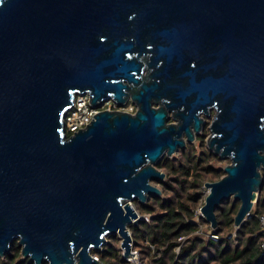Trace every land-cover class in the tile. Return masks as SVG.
<instances>
[{
	"label": "water",
	"instance_id": "obj_1",
	"mask_svg": "<svg viewBox=\"0 0 264 264\" xmlns=\"http://www.w3.org/2000/svg\"><path fill=\"white\" fill-rule=\"evenodd\" d=\"M78 94L137 110L67 136ZM213 110L231 163L201 214L218 228L233 197L239 229L264 189V0H0V257L18 240L30 263L100 264L115 235L133 256V203L162 196L158 164Z\"/></svg>",
	"mask_w": 264,
	"mask_h": 264
},
{
	"label": "trees",
	"instance_id": "obj_2",
	"mask_svg": "<svg viewBox=\"0 0 264 264\" xmlns=\"http://www.w3.org/2000/svg\"><path fill=\"white\" fill-rule=\"evenodd\" d=\"M204 155L205 159H198L192 152L177 163L167 157L163 158L158 168L166 170L167 174L172 176L170 182H160L168 197H152L146 204L135 202V207L140 213L151 217L150 221L143 219L138 225L129 226L133 237L143 240L142 243L134 241L144 263L264 264V231L259 232L262 228L261 216H264L262 198L259 199L257 216L243 224L237 231L240 236L239 243H235L234 238L227 236L219 237L218 240L212 238L202 240L192 236L200 229L199 224L192 220L196 216L199 204L198 190L206 175H215L217 172L207 164L216 155L212 152H205ZM224 203L216 211L221 226L217 230L218 236H224L227 231L232 230L234 217L240 207L239 205L234 212L238 202L234 201L233 206L229 208L225 207ZM203 220L206 222L204 218ZM109 237L111 240L101 252L93 251L100 258V264H130L124 259L122 248L118 246L117 235ZM182 237L187 239L181 242ZM150 245L155 248L154 254L161 255L160 258L152 256L153 249ZM177 248L179 252H176ZM21 249L18 240H15L6 259L0 257V264H34L30 263L29 259H19L22 255Z\"/></svg>",
	"mask_w": 264,
	"mask_h": 264
},
{
	"label": "rangeland",
	"instance_id": "obj_3",
	"mask_svg": "<svg viewBox=\"0 0 264 264\" xmlns=\"http://www.w3.org/2000/svg\"><path fill=\"white\" fill-rule=\"evenodd\" d=\"M203 118H205V128L204 130L200 133V136L203 135L204 137L203 138H200V136H198V138L193 142V143H188L187 144V147L185 149H181L179 150L177 153L173 154L172 156H166L167 158H169V160L177 163V162H180V161H183L184 160V157H186L189 153H195V155L198 157V159L200 158H204L205 159V152L208 153L210 152V150L208 149V146H207V140L210 136V129H209V126L212 122V119H213V115L211 117H208L206 115H202ZM173 118L171 117L170 119V122H173ZM204 141V142H203ZM217 157V156H216ZM212 157L209 162H207L208 165H211L213 168H215L217 170V172L215 173V175H206L205 178H203L202 180V186L200 187V189L198 190V194L200 195V198H199V204H198V208L196 209V216L192 219L194 222H196L197 224H199V231H197L196 233H194L192 236L196 237V238H202V240H208L209 238H212L211 235L214 234V235H218V229L219 227H221L220 225L218 226V228L215 229L214 232H212V227L210 226V223H206L203 218L200 216V213L199 211L201 210V207L205 204V199H206V196L209 192V189L206 187V183L208 182H215V181H218L221 179V176H224V168L229 165L231 163L230 159H220L219 157ZM163 172H165L167 174V171L164 170V169H161ZM262 173L264 174V169L262 170ZM172 178V176L168 175L167 174V177L166 179L163 181H169V179ZM155 186L159 187L160 189H162L163 191V194H162V198H167L168 197V194L166 191L163 190V185L162 183L158 182V181H153L152 182ZM262 198L264 199V189L262 190V193L259 195L258 197V200L256 199L254 201V206H253V209L251 211V216L248 217L246 219V221L244 222V224L248 221H251L252 218L254 216H257V210L259 209V199ZM137 202V201H135ZM133 203L134 207L136 205V203ZM233 203H234V198L232 197L231 199L228 200V202L224 203V206L229 208L231 206H233ZM240 203L238 202L236 204V207L234 209V212L237 211L238 207H239ZM136 208V207H135ZM137 210V209H136ZM139 214H141L143 216L144 219L150 221L151 217L150 215H147V214H142L140 213L139 210H137ZM241 228V227H240ZM239 228V229H240ZM238 227H236L235 225L233 226L232 230H229L227 231L224 236H221L219 235V237H232L234 238V241L235 243H239V238L240 236L238 235ZM264 230V225L262 224V228L259 232H263ZM131 231V230H130ZM131 236L132 238H134V240L136 241L137 239L135 237H133V234L131 232ZM117 240H118V246L121 248V238L117 235ZM187 239V237H184L181 242H184L185 240ZM213 239V238H212ZM110 237H108V241H110ZM217 240V239H215ZM139 241L140 243H142V239H139L137 240ZM176 252H179V249L177 248L176 249ZM93 254L95 256H97L96 253L93 252ZM152 256L154 258H160L161 255H156V254H152ZM3 259H6V258H3ZM19 259H23V256L21 255V257Z\"/></svg>",
	"mask_w": 264,
	"mask_h": 264
},
{
	"label": "built area",
	"instance_id": "obj_4",
	"mask_svg": "<svg viewBox=\"0 0 264 264\" xmlns=\"http://www.w3.org/2000/svg\"><path fill=\"white\" fill-rule=\"evenodd\" d=\"M108 110V111H124L128 113H135L137 110V105L135 102L129 100L125 105H119L112 99L104 101L102 105L98 108H95L90 102V96L88 94H78L75 98L74 104L72 108L67 112L64 120V127L67 136H72L75 132H78L80 129L85 128L94 118V115L97 113ZM200 216L202 217L201 210L199 211ZM203 218V217H202ZM261 222L264 225V216H261ZM212 232L215 229L211 230ZM264 231V230H263ZM211 237L213 239H219V236L216 234H212ZM184 237L180 238L182 240ZM133 239V238H132ZM132 249L131 253L134 255L131 257L124 256V259L130 264H145L139 249L135 245V241H132ZM153 249V253H155V248L153 245H150ZM264 246V242H263Z\"/></svg>",
	"mask_w": 264,
	"mask_h": 264
},
{
	"label": "flooded vegetation",
	"instance_id": "obj_5",
	"mask_svg": "<svg viewBox=\"0 0 264 264\" xmlns=\"http://www.w3.org/2000/svg\"><path fill=\"white\" fill-rule=\"evenodd\" d=\"M212 115L214 116L215 115V111L213 110V112H212ZM211 115V116H212ZM206 123V122H205ZM205 126H206V124H205ZM263 126H264V124H263ZM264 175V174H263Z\"/></svg>",
	"mask_w": 264,
	"mask_h": 264
},
{
	"label": "bare ground",
	"instance_id": "obj_6",
	"mask_svg": "<svg viewBox=\"0 0 264 264\" xmlns=\"http://www.w3.org/2000/svg\"><path fill=\"white\" fill-rule=\"evenodd\" d=\"M139 215H141V214H139Z\"/></svg>",
	"mask_w": 264,
	"mask_h": 264
}]
</instances>
